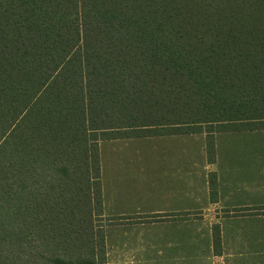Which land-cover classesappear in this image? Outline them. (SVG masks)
I'll return each instance as SVG.
<instances>
[{
    "label": "trees",
    "instance_id": "1",
    "mask_svg": "<svg viewBox=\"0 0 264 264\" xmlns=\"http://www.w3.org/2000/svg\"><path fill=\"white\" fill-rule=\"evenodd\" d=\"M245 129L264 0H0V264H105L100 140Z\"/></svg>",
    "mask_w": 264,
    "mask_h": 264
},
{
    "label": "crops",
    "instance_id": "2",
    "mask_svg": "<svg viewBox=\"0 0 264 264\" xmlns=\"http://www.w3.org/2000/svg\"><path fill=\"white\" fill-rule=\"evenodd\" d=\"M213 141V161L205 132L99 142L105 264H264V129Z\"/></svg>",
    "mask_w": 264,
    "mask_h": 264
},
{
    "label": "rangeland",
    "instance_id": "3",
    "mask_svg": "<svg viewBox=\"0 0 264 264\" xmlns=\"http://www.w3.org/2000/svg\"><path fill=\"white\" fill-rule=\"evenodd\" d=\"M198 127H200L201 129H214L215 125L202 124L201 126H197L196 128H198ZM100 141H102V140H100ZM96 220H97L96 221L97 225H102L103 226V232H104L105 225H106V222H107L106 218L102 217V218H99V219H96Z\"/></svg>",
    "mask_w": 264,
    "mask_h": 264
}]
</instances>
